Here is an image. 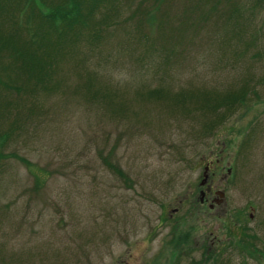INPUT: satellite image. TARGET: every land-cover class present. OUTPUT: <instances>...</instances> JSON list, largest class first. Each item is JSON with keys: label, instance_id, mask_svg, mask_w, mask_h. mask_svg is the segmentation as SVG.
Returning <instances> with one entry per match:
<instances>
[{"label": "rangeland", "instance_id": "374dc122", "mask_svg": "<svg viewBox=\"0 0 264 264\" xmlns=\"http://www.w3.org/2000/svg\"><path fill=\"white\" fill-rule=\"evenodd\" d=\"M97 1L48 87L0 51V264H264V1Z\"/></svg>", "mask_w": 264, "mask_h": 264}, {"label": "trees", "instance_id": "16d2710c", "mask_svg": "<svg viewBox=\"0 0 264 264\" xmlns=\"http://www.w3.org/2000/svg\"><path fill=\"white\" fill-rule=\"evenodd\" d=\"M107 1L105 5L109 7L108 10L117 9L111 5L113 2L120 4L118 0ZM258 1L263 2L264 0ZM234 2L237 3L236 0ZM98 3L100 2L97 0H0V51L7 48L11 58L19 61L16 66L27 73L26 77L29 80L48 87V82H51L49 73L52 68V61L39 53V46H43L46 50L44 46L50 41L55 49L63 39L67 44L71 40H79L80 35L84 32L93 38L96 36L101 38L105 34L104 31H107L114 24L105 25L103 22L95 20L93 13ZM238 10L236 9L235 12H240ZM17 16H22L23 19H31L32 22L25 26L24 22L22 24V22L18 23V20H15ZM7 23L8 25H5ZM8 27H12L16 31L3 32V29ZM19 27L26 29L27 36H29L25 43L15 33ZM52 35L56 39H52ZM51 51L54 52L52 48ZM41 61L44 62L43 65H41ZM8 67L13 68V65ZM37 68L40 69L38 76ZM7 76L12 78L11 75ZM2 84L5 85L6 83L3 81ZM237 97L238 93L236 92L226 95L223 100L218 99L216 105L223 102H233ZM212 106H215V103Z\"/></svg>", "mask_w": 264, "mask_h": 264}, {"label": "flooded vegetation", "instance_id": "af4514ba", "mask_svg": "<svg viewBox=\"0 0 264 264\" xmlns=\"http://www.w3.org/2000/svg\"><path fill=\"white\" fill-rule=\"evenodd\" d=\"M205 168H207V165H206ZM227 170L229 171L230 169L228 168ZM212 187H213V186H212L211 183H207V184H206L205 189H204V190H205V193H204V195H203V199H200V202H201V203H204V202L208 199V196H206L207 193H218V191H217V190H214ZM213 199H214V200H217V199L215 198V196L212 197V200H213ZM209 206L212 207V206H213V202H210V203H209ZM249 217H250V218L252 217V213L249 214Z\"/></svg>", "mask_w": 264, "mask_h": 264}, {"label": "water", "instance_id": "95a60500", "mask_svg": "<svg viewBox=\"0 0 264 264\" xmlns=\"http://www.w3.org/2000/svg\"><path fill=\"white\" fill-rule=\"evenodd\" d=\"M206 180H207V175H206V173H205V171H204V177L201 179L200 184H204ZM218 192H219V194H220L221 196L223 195V191L219 190ZM204 193H205V191H204L203 189H201V190H200V199H203V195H204ZM219 200H220V199H217V202H219Z\"/></svg>", "mask_w": 264, "mask_h": 264}]
</instances>
